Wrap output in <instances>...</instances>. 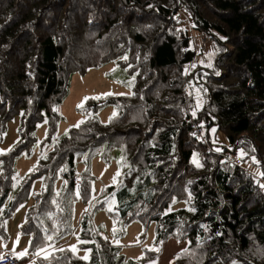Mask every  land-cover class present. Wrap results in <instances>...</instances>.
Here are the masks:
<instances>
[{
	"label": "trees",
	"instance_id": "16d2710c",
	"mask_svg": "<svg viewBox=\"0 0 264 264\" xmlns=\"http://www.w3.org/2000/svg\"><path fill=\"white\" fill-rule=\"evenodd\" d=\"M182 9L211 41L209 67H188L194 51L177 20ZM122 55L116 61L134 72L130 92L85 99L83 119L55 138L69 74ZM189 81L202 91L198 107ZM103 104L116 107L105 123L94 114ZM15 112L19 140L0 153V233L30 181L42 177L19 226L30 253L68 234L75 189L82 201L90 195V175L75 176V154L105 143L122 158L117 183L102 189L114 197V217L153 221L154 245L185 239L173 264H264V191L208 135L211 127L224 133L229 151L241 149V161L251 160L264 178V0H0V133ZM38 121L46 125L40 144L51 141L50 149L6 202L13 160L34 141ZM198 123L204 135L194 139ZM57 174L62 183L55 189ZM170 204L175 208L165 211ZM78 238L89 248L87 259L62 248L36 255V262L149 264L154 256L146 250L138 261H123L117 247L93 233L86 213Z\"/></svg>",
	"mask_w": 264,
	"mask_h": 264
},
{
	"label": "rangeland",
	"instance_id": "374dc122",
	"mask_svg": "<svg viewBox=\"0 0 264 264\" xmlns=\"http://www.w3.org/2000/svg\"><path fill=\"white\" fill-rule=\"evenodd\" d=\"M177 20L180 26L189 34L190 48L194 51V58L188 64V67H209L212 64L214 53L210 39L207 37L203 39V35L192 28L193 24L186 10L182 9L179 11ZM124 58L125 55H122L99 66L88 68L82 73L72 72L69 74L66 92L57 106L61 118L57 122L56 132L54 133L55 138L63 136L68 127L77 124L83 119L85 116L84 101L86 97H99L105 93L116 95L130 92L134 84V72H129L125 66L120 65L116 61ZM186 89L192 94L196 107H198L202 101L201 89L191 81L186 84ZM82 101L83 107H78ZM115 111L116 107L113 104H103L96 109L94 114L100 122L105 123ZM19 120V112L11 114L5 120L3 130L0 133V153L10 150L18 142ZM198 125L202 137L204 135L203 124L198 123ZM45 134V121H38L33 130L34 141L29 145L28 149H23L15 156L12 165L11 189L6 202L13 198L22 176L28 172L40 155L50 149L51 141L40 144ZM208 135L215 149L222 151L233 162H242L241 153L243 151L236 148L234 152H230L229 149L232 148V145L227 141L224 133L211 127L208 129ZM192 159L194 161L195 154L192 155ZM248 161L250 162L251 160ZM251 165L255 170L253 174L254 181L264 191V178H261L259 168L254 164ZM121 167L122 158L119 149L110 147L105 143H101L91 150L77 152L74 161L75 176L79 178L85 172L90 175L89 198L86 201H82L78 197L77 189H75L76 198L72 203L71 228L68 234L53 244L41 248L43 251L38 249L30 253L27 252L29 236L22 233L19 226L24 220L26 210L33 204L34 194L39 192L43 186L42 177L33 178L29 183L26 196L15 205L9 217L3 221L4 230L0 233V249L8 248L17 259L25 256L23 260L18 261V264H38L34 260L33 255L35 257L39 253V255L45 256L52 250L62 248L71 250L82 259H87L89 248L80 246L81 241L78 238V220L83 213H86L90 218L93 233L100 237L101 240H106L110 245L117 247L123 261H138L147 250L154 251V256L147 263L173 264L174 255L183 249L186 244L185 239L180 240L168 237L154 245L153 221L142 222L138 219H132L128 222H122L114 217V197L103 193L102 189L107 185L117 183V176L121 172ZM61 183L62 178L57 174L54 181L55 189H58ZM173 204L175 205V203ZM172 206V204L167 206L165 211L170 210ZM73 248H75V251H73ZM22 253L23 255H21ZM215 264L242 263L233 260L227 263Z\"/></svg>",
	"mask_w": 264,
	"mask_h": 264
},
{
	"label": "built area",
	"instance_id": "2783aa9c",
	"mask_svg": "<svg viewBox=\"0 0 264 264\" xmlns=\"http://www.w3.org/2000/svg\"><path fill=\"white\" fill-rule=\"evenodd\" d=\"M200 127L198 124H194L191 129V135L194 139H199L201 137ZM0 264H18V260L16 257L12 256L8 253L0 254Z\"/></svg>",
	"mask_w": 264,
	"mask_h": 264
},
{
	"label": "crops",
	"instance_id": "0c3cea01",
	"mask_svg": "<svg viewBox=\"0 0 264 264\" xmlns=\"http://www.w3.org/2000/svg\"><path fill=\"white\" fill-rule=\"evenodd\" d=\"M234 162H236V163H238L239 165H241V166H243L244 168H246L252 175L254 174V172H255V170H254V168H253V166L251 165V163L248 161V160H245V161H242V162H240V161H234ZM247 162V163H246ZM246 163V164H245ZM253 168H251V167ZM260 175H261V172H260ZM3 252H5V253H8V254H11L12 256H14L10 251H9V249L8 248H2V249H0V254L1 253H3ZM27 252H29L28 250H27ZM38 255V254H37ZM15 257V256H14ZM23 257V256H22ZM25 257V256H24ZM33 258H34V260H35V257H34V255H33ZM18 260V259H17ZM36 261V260H35Z\"/></svg>",
	"mask_w": 264,
	"mask_h": 264
},
{
	"label": "snow or ice",
	"instance_id": "6c2138e0",
	"mask_svg": "<svg viewBox=\"0 0 264 264\" xmlns=\"http://www.w3.org/2000/svg\"><path fill=\"white\" fill-rule=\"evenodd\" d=\"M103 96H108V95H112V93H105V94H102ZM101 97H94V99H100ZM85 99H88L87 97ZM78 107H83V101L81 102L80 105H78ZM115 114V113H114ZM241 155H243V153H241ZM254 159V158H253ZM195 162V161H194ZM199 166V165H197ZM109 211H111V209H109ZM114 232H115V229H114ZM48 239H51V237H48ZM118 243V241H117ZM41 251H43V249H41ZM73 251H75V248H73ZM39 255V253H37ZM23 255V253L21 254Z\"/></svg>",
	"mask_w": 264,
	"mask_h": 264
}]
</instances>
